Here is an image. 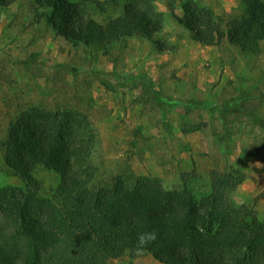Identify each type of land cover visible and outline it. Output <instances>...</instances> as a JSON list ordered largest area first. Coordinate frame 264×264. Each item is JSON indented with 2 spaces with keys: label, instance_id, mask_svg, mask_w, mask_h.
Returning a JSON list of instances; mask_svg holds the SVG:
<instances>
[{
  "label": "rangeland",
  "instance_id": "1",
  "mask_svg": "<svg viewBox=\"0 0 264 264\" xmlns=\"http://www.w3.org/2000/svg\"><path fill=\"white\" fill-rule=\"evenodd\" d=\"M76 1L105 23L121 16L128 0H98L99 6ZM186 1L153 0L164 16L153 38L173 48L165 51L142 36L103 46L72 43L34 0L0 6V187L25 186L5 163L4 143L11 122L38 107L86 126L91 186L112 188L121 181L131 188L148 178L201 199L210 192L211 171L236 169L243 180L228 199L264 219V44L254 54L227 39L192 40L175 19ZM194 1L217 15L244 14L245 0ZM31 177L38 195L53 197L58 173L37 165ZM107 262L163 264L127 252Z\"/></svg>",
  "mask_w": 264,
  "mask_h": 264
},
{
  "label": "trees",
  "instance_id": "2",
  "mask_svg": "<svg viewBox=\"0 0 264 264\" xmlns=\"http://www.w3.org/2000/svg\"><path fill=\"white\" fill-rule=\"evenodd\" d=\"M34 1L49 10L46 21L72 43L103 46L142 36L160 51L173 50L153 38L164 25L153 0H128L122 15L105 23L92 18L84 1ZM12 2L0 0V6ZM182 11L175 19L196 42L227 39L245 52L262 50L264 0H245L242 16L217 15L194 0L184 2ZM81 123L38 107L11 122L4 160L25 186L0 187V264H109L126 252L150 254L163 264H264V219L227 197L243 180L238 170L211 171L210 192L201 199L148 178L131 188L121 181L96 188L89 164L92 139ZM37 165L59 174L53 197L31 187ZM153 229L156 240L138 250V234Z\"/></svg>",
  "mask_w": 264,
  "mask_h": 264
},
{
  "label": "clouds",
  "instance_id": "3",
  "mask_svg": "<svg viewBox=\"0 0 264 264\" xmlns=\"http://www.w3.org/2000/svg\"><path fill=\"white\" fill-rule=\"evenodd\" d=\"M157 233L153 229L151 231L143 232L137 236V248L142 250L147 244L156 240Z\"/></svg>",
  "mask_w": 264,
  "mask_h": 264
}]
</instances>
